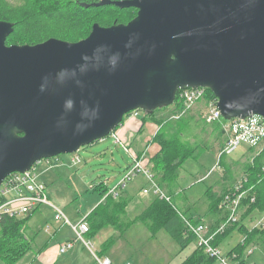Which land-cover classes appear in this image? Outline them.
<instances>
[{
    "label": "water",
    "instance_id": "95a60500",
    "mask_svg": "<svg viewBox=\"0 0 264 264\" xmlns=\"http://www.w3.org/2000/svg\"><path fill=\"white\" fill-rule=\"evenodd\" d=\"M126 23L70 42L6 44L0 20V185L44 158L109 135L133 110L208 88L224 120L264 117V0H100Z\"/></svg>",
    "mask_w": 264,
    "mask_h": 264
},
{
    "label": "rangeland",
    "instance_id": "374dc122",
    "mask_svg": "<svg viewBox=\"0 0 264 264\" xmlns=\"http://www.w3.org/2000/svg\"><path fill=\"white\" fill-rule=\"evenodd\" d=\"M0 1L10 6H21L24 3L23 0ZM174 107V104H171L160 108L155 113V118L158 120L167 119L171 115L170 120L178 118L175 117V113L172 114ZM203 110L204 99H200L183 117V121L181 119L180 123H168L163 127V131H165V135L177 136L190 147H196L195 152H197V154L188 157L179 167L178 176L171 185L173 187V192L170 194L171 202L187 217L203 221L214 228V223L219 214L209 208V199L220 198L224 194L223 191L230 187H234L231 195H240V192H245L241 189L240 180H243L245 168L259 147L252 150L247 145L241 144L232 153L221 156L220 147L224 142V135L220 133V122H206L202 118ZM173 115L175 116L173 117ZM138 118L140 121L145 118L142 111H140ZM142 123L143 127L141 125L140 129H144L145 134L142 146L154 144L153 148H155L156 153L159 150V145L153 139L155 133L151 134L150 132L154 121L145 118ZM154 125L158 129V125L156 123ZM131 149L137 153L133 148ZM75 153H78L80 157V162L75 165L70 162L71 153L60 154L63 160L62 164L48 167L42 162L36 163L38 164L36 170L39 174V181L46 185L49 202L59 207L72 223H75L89 211L88 205H92L100 199L97 192H93L89 188L90 183L108 178L112 181L111 185H115L118 183V175L119 179H122L129 168L126 166L130 163L128 154L112 143L110 135L101 141L96 140L89 145L80 147ZM150 157L152 156L150 155ZM151 163L150 161L148 165L152 166ZM141 180L144 182L146 179H142V175L139 174L127 180L126 184L129 186L130 183H140ZM236 187L240 191L236 190ZM164 191L168 193L166 189ZM134 195L136 196L137 192H134ZM246 195V192L240 195L236 199L238 201L234 210L230 209V211H236L235 215L238 219L232 222L229 220L228 214V219L221 222L223 231L233 223H237L243 215V211L247 209L241 203ZM139 200L135 209L131 205L132 207H128L125 214L120 215L119 223L122 227L126 226L125 223L142 210L149 201L146 195H143ZM91 201L93 202L90 203ZM222 201L219 202L218 207L219 205L222 206ZM96 205L94 204L91 210ZM220 210L226 209L222 206ZM54 214V210L47 205H43L31 214L24 230L26 236L31 238V248L15 264H39L37 259L47 243L52 241L64 243L69 237L70 240L74 239L75 235L69 225L56 220ZM213 217L214 219L210 222ZM261 219L264 220V213L254 210L243 219V223L247 228H251L258 226ZM236 228L232 229L219 242L222 254H226L242 239L241 233ZM85 237L91 240L96 251H102V248L105 247L102 254L110 259L112 264H181L196 246L194 240L185 247H181L164 229L154 232L141 222L126 226L122 232L111 225H105L93 236L88 237L86 235ZM74 244L80 245L77 246L79 255L75 260L71 261L68 251L58 259L61 254L56 255L53 249H50V244H47L46 250L48 251L45 259L51 261L50 264H96L91 252L83 244L77 241ZM253 246L246 252L248 264H264V253L258 245L257 247ZM0 264H6V262L0 259Z\"/></svg>",
    "mask_w": 264,
    "mask_h": 264
},
{
    "label": "trees",
    "instance_id": "16d2710c",
    "mask_svg": "<svg viewBox=\"0 0 264 264\" xmlns=\"http://www.w3.org/2000/svg\"><path fill=\"white\" fill-rule=\"evenodd\" d=\"M99 1L100 0H23L24 3L21 6L5 5L0 1V20L10 21L14 24L13 32L6 38V44L31 45L42 42L50 37L76 42L89 34L91 26L95 22H98L102 26H108L114 22L126 23L136 15L135 8H118L114 5L97 6L96 3ZM205 92L207 98H214V95L208 88H206ZM172 104L175 106L172 109V114H176L181 110L182 106L177 96ZM159 109L160 108L155 109L152 112H145L143 110L136 111L139 112V115L140 111H142L145 118L151 119V121H154V123L158 125L153 139L158 143L159 150L155 155L149 158L147 165L150 161L152 162V166H148L156 182L163 190L166 189L168 192L167 194L171 196L170 194L173 192V187L171 185L178 176L179 167L182 166L188 157L195 155V153L197 154V152H195L196 147H190L177 136L165 135V131H163V127H165L166 124L180 123L181 119L183 121V117H185L189 111H187L188 113L181 114L178 118H173L174 121L169 119L172 115L167 119L163 118L158 120L154 115ZM129 113H131V111L123 116L122 122ZM145 118H143L142 121H144ZM215 122H220V133L224 135V142L220 147V149H222L226 140V135L222 129V123L225 122V120L222 118L221 121ZM215 125L218 126L217 124ZM116 130H118V127L115 131ZM126 144L128 145V143ZM119 148L126 153L121 147ZM249 149L253 150L254 148L249 147ZM136 154L138 157L141 156L138 155V153ZM222 155L223 154H221V156ZM54 160L55 158H51L50 160L52 166L63 163L61 157L59 161ZM42 163L46 165L44 161H42ZM130 164H132L131 158L126 168L130 167ZM244 173L243 180H240V182L241 189L245 190L247 195L241 203L243 207L246 206L247 209L243 211L244 213L238 221L240 222L239 225H237L238 222L233 223L221 234L217 235L214 240V244L219 245L222 238L237 227L236 229L241 233L242 239L225 254L231 260L235 261L236 264H248L246 252L249 248H253V245L256 247L258 245L264 253V226L247 228L243 223V219L249 216L254 210L264 213V145L255 153L250 163L247 165V168H245ZM105 179L109 181L108 178H104L99 182L90 183L89 188L93 192H97L100 199L89 214L85 217L83 216L85 222L89 226V231L87 232L88 237L93 236L105 225H111L115 227L116 230L122 232L126 226H130L134 222H141L154 232L159 229H164L181 247H185L190 241H194L193 235H185L183 221L178 214V209L171 200L166 201L162 198H158V196L152 193L146 195L149 201L142 210L130 218V220L125 223L126 226L122 227L119 223V218L120 215L122 216L126 213L131 199L120 196L125 186L119 189L117 197H113L108 192L114 185L105 183ZM233 191L234 187H230L223 191L224 194L221 195L220 198L217 197L213 200L208 197L210 202L209 208L215 210V212L219 214V217L214 223V228L218 227L221 222L228 218V212L226 210L221 211L218 204L225 194H230ZM251 196H254V201L250 200ZM33 212L23 216L2 215L0 217V259L4 260L6 264H15L31 248V238L26 236L24 230L26 222ZM104 249L105 247L102 248V251H99V255L104 256L102 254ZM181 264L217 263L215 258L208 256L196 245L192 253L188 255Z\"/></svg>",
    "mask_w": 264,
    "mask_h": 264
},
{
    "label": "built area",
    "instance_id": "2783aa9c",
    "mask_svg": "<svg viewBox=\"0 0 264 264\" xmlns=\"http://www.w3.org/2000/svg\"><path fill=\"white\" fill-rule=\"evenodd\" d=\"M205 90V87H185L179 89L176 96L178 97V101L182 108L175 114L176 116L173 115V117H179L181 114L186 113L200 99H204L202 118L208 123L221 121L222 116L216 106L217 99L215 97L207 98ZM128 116L137 117L139 116V112L133 110ZM222 129L226 135V140L220 154H230L241 144H245L251 148H261V146L264 145L263 116L251 114L243 119L232 118L230 120H225V122L222 123ZM109 135L112 138V143L121 147L130 156L132 164H130L124 177L112 186L108 193L113 197H117L119 189L125 186L127 180H130L133 176L141 174L148 182L147 185L142 188L143 195H149L152 193L153 195L158 196V198L170 201L171 196H169L158 185L154 175L151 173L150 167L143 160V157H138L125 141L122 140L118 134V130H113ZM103 139L104 138L100 139V141ZM78 150L75 152H78ZM71 154L70 162L72 164L75 165L80 162L78 153L74 154V152H72ZM51 158H55L54 161H59L60 155L44 158L39 162L44 161L46 165L50 167L52 166L50 163ZM39 162L37 163L39 164ZM38 164L35 163L29 170H26L23 173L13 172L2 181L0 185V217L2 215L23 216L39 209L43 205L50 206L55 212L54 218L64 224H68L75 235L73 240H67L59 245V254H65L74 246V242L77 241L83 244V246L91 252L96 264H112L110 259L99 255V251L95 250L91 240L85 237L89 231V226L84 220L85 216H82L75 223H72L59 207L49 202L46 185L44 182L39 181V174L36 170ZM104 182L108 183V180L105 179ZM236 190H239V188L236 187ZM240 193V195L245 194V192ZM240 195L226 194L221 202L224 209L229 210L227 212L230 217H228L232 222L236 221L238 218H236L235 215L236 211H230V209L234 210L238 201L236 199ZM251 201H254V196L251 197ZM222 206L219 205V208H222ZM178 214L183 221L185 235H193L196 245L201 248L204 253L215 258L217 264H236L235 261L221 253L219 245L214 244L216 236L223 231V225L220 224L218 227L213 228L211 225L209 226L203 221L187 217L179 210ZM258 226H264V220L261 219Z\"/></svg>",
    "mask_w": 264,
    "mask_h": 264
},
{
    "label": "crops",
    "instance_id": "0c3cea01",
    "mask_svg": "<svg viewBox=\"0 0 264 264\" xmlns=\"http://www.w3.org/2000/svg\"><path fill=\"white\" fill-rule=\"evenodd\" d=\"M139 116H137V117L127 116V117H125L124 121L122 122V124L118 128V134L120 135L122 140L125 141L126 143H128V145L131 148H133L138 153V155H141V157H143V160L147 163L148 159L150 158V155L153 156L155 154V148H153L154 144H149L146 147L142 146L143 145V136L145 134L143 132L144 129H142V128L140 129V126L143 123H142V121L139 120V118H138ZM154 124L151 127V131H150L151 134H154L157 131ZM138 126H139V128H138ZM222 145H223V142H222L221 146ZM150 147H152V148L150 149ZM56 165H58V164H56ZM142 179L145 180L143 175H142ZM115 180H116V178H115ZM119 180L120 179H119V175H118V181ZM111 183H112V181L109 180L108 184L111 185ZM146 185H147L146 180L144 182L141 180L140 183L132 182L129 184V186L127 184L125 185L124 189L120 193V196L130 198L131 200H133V201L130 200L129 208H131L133 206V208L135 209L138 206V201H140L139 199L143 196L141 189L143 187H145ZM134 192H137L136 196L134 195ZM92 202L93 201H91L90 203H92ZM96 202L93 203L92 205H88L89 211L86 212L83 216H86L89 214V212L91 211V208L94 206V204H96ZM213 219H214V217L210 219V222ZM67 240H70V237L68 239H66L65 241H67ZM47 244L48 245L50 244V249H53L54 253H56V255H57L58 254V248H59V245L61 244V242L57 243V242L52 241L51 243H47ZM47 244L44 246L43 251L40 253V255L37 259L39 264H50V262H51V261H48V259H45V255L48 251V250H46L48 248ZM77 246H80V245L74 244V246L68 251V254L70 255L71 261L75 260L76 257H78L77 255H79V248H77ZM61 256L62 255H60L58 259H60ZM52 259H53V256H52Z\"/></svg>",
    "mask_w": 264,
    "mask_h": 264
}]
</instances>
